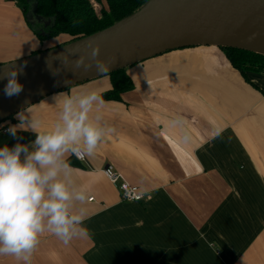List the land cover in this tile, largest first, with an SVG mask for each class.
<instances>
[{
  "label": "crops",
  "instance_id": "obj_1",
  "mask_svg": "<svg viewBox=\"0 0 264 264\" xmlns=\"http://www.w3.org/2000/svg\"><path fill=\"white\" fill-rule=\"evenodd\" d=\"M18 0H0V64L59 45L40 41ZM132 88L93 104L89 121L104 134L92 155L70 165V192L83 189L89 238L65 245L45 231L30 264H264V73L245 77L219 47L167 51L125 69ZM108 75L50 94L6 121L36 118L41 130L62 120L64 95L101 92ZM78 108V100L74 101ZM27 127V125H25ZM0 147L35 140L30 129ZM112 164L144 194L123 201L103 174ZM92 198V199H91ZM0 264H26L0 255Z\"/></svg>",
  "mask_w": 264,
  "mask_h": 264
},
{
  "label": "water",
  "instance_id": "obj_2",
  "mask_svg": "<svg viewBox=\"0 0 264 264\" xmlns=\"http://www.w3.org/2000/svg\"><path fill=\"white\" fill-rule=\"evenodd\" d=\"M36 10L33 3L26 19L42 27L49 25V20L38 16ZM198 45L232 47L264 55V0H148L106 28L0 64V72L23 66V73L18 76L23 85L19 95L6 96L7 80L0 79V122L78 83L167 51ZM93 48L99 49L102 72L94 62L87 70L75 65L79 56L91 60Z\"/></svg>",
  "mask_w": 264,
  "mask_h": 264
},
{
  "label": "clouds",
  "instance_id": "obj_3",
  "mask_svg": "<svg viewBox=\"0 0 264 264\" xmlns=\"http://www.w3.org/2000/svg\"><path fill=\"white\" fill-rule=\"evenodd\" d=\"M79 56L75 65L85 70L93 62L99 71L103 65L99 49L93 48L91 60ZM7 66V65H5ZM23 66L6 68L0 72V79H6L4 93L8 97L19 95L23 85L18 76ZM78 100V108L74 101ZM93 104H103L95 92L81 94L79 97L64 95L62 103L63 125L56 123L54 130H41V121L32 118L24 120L19 114L20 123L8 128L13 138L18 130H31L35 140L28 145L16 143L11 148L0 147V255L14 256L30 264L39 237L45 231L52 233L65 245L73 238H89L90 233L84 226L86 208L78 212L69 211L70 201L82 205L88 199L85 190L70 192L63 178L70 175V165L64 154L71 152L78 159L92 155L104 134L101 128L89 121ZM27 125V127L25 126Z\"/></svg>",
  "mask_w": 264,
  "mask_h": 264
},
{
  "label": "trees",
  "instance_id": "obj_4",
  "mask_svg": "<svg viewBox=\"0 0 264 264\" xmlns=\"http://www.w3.org/2000/svg\"><path fill=\"white\" fill-rule=\"evenodd\" d=\"M148 0H18L23 5L24 15L33 3L36 13L49 25L42 27L25 21L40 41L60 38L59 45L73 41L106 28L142 7ZM233 68L244 77L246 72L264 73V55L232 47H219ZM126 68L108 74L111 87L101 92L107 100H120L121 94L133 86L125 72ZM10 119V118H9ZM8 120V119H7ZM0 122V130L6 121Z\"/></svg>",
  "mask_w": 264,
  "mask_h": 264
},
{
  "label": "built area",
  "instance_id": "obj_5",
  "mask_svg": "<svg viewBox=\"0 0 264 264\" xmlns=\"http://www.w3.org/2000/svg\"><path fill=\"white\" fill-rule=\"evenodd\" d=\"M9 127L3 128L0 132H7ZM72 155V154H71ZM78 161L85 160V156L83 159H78L77 156L72 155ZM103 174L106 178L115 185L119 192V196L123 201H132L139 202L143 200L144 194L141 189L134 184H131L126 180L121 172H119L112 164H106L102 169ZM92 199V198H91Z\"/></svg>",
  "mask_w": 264,
  "mask_h": 264
}]
</instances>
